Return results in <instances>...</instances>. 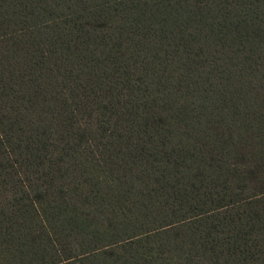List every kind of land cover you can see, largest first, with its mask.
Segmentation results:
<instances>
[{"label": "trees", "instance_id": "obj_1", "mask_svg": "<svg viewBox=\"0 0 264 264\" xmlns=\"http://www.w3.org/2000/svg\"><path fill=\"white\" fill-rule=\"evenodd\" d=\"M0 264H264V0H0Z\"/></svg>", "mask_w": 264, "mask_h": 264}]
</instances>
